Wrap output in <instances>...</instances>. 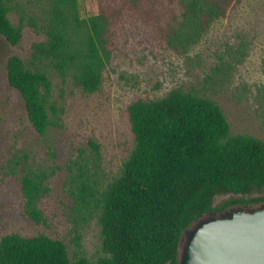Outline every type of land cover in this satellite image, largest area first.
<instances>
[{"label":"rangeland","instance_id":"1","mask_svg":"<svg viewBox=\"0 0 264 264\" xmlns=\"http://www.w3.org/2000/svg\"><path fill=\"white\" fill-rule=\"evenodd\" d=\"M210 1L215 13L203 16L199 35L174 47L168 40L178 27L179 0H78L83 17L101 14L112 22L110 62L99 90L87 93L51 59L33 57L53 0H15L10 18L16 25L25 18L23 38L12 45L0 33V238L44 233L63 240L71 258L104 255L98 212L91 191L82 187L101 189L120 173L135 146L127 107L137 98L156 99L183 86L215 99L233 133L264 140V0ZM14 54L50 73L57 114L44 134L31 125L21 93L8 82L7 61ZM30 171L48 174L45 222L24 210L21 182ZM252 197L264 198V186L220 193L214 205ZM186 244L185 238L181 255Z\"/></svg>","mask_w":264,"mask_h":264},{"label":"trees","instance_id":"2","mask_svg":"<svg viewBox=\"0 0 264 264\" xmlns=\"http://www.w3.org/2000/svg\"><path fill=\"white\" fill-rule=\"evenodd\" d=\"M179 5L178 27L168 40L174 47L177 40L195 39L203 16L215 13L210 0H179ZM15 9V0H0V33L19 45L26 23L22 15L19 24L12 22ZM44 20V39L33 45V57L40 53L51 59L84 92L98 91L112 56L110 17H83L78 0H53ZM7 74L25 101L29 122L44 134L57 114L48 69L14 54ZM127 111L135 146L120 173L101 189L82 187L91 191L98 212L104 255L71 258L61 239L9 233L0 238V264H180L184 230L198 217L264 200L231 198L214 205L220 193L264 186V140L233 133L215 99L178 86L163 97L137 98ZM47 179L44 171H30L21 182L24 210L36 223L45 222Z\"/></svg>","mask_w":264,"mask_h":264},{"label":"water","instance_id":"3","mask_svg":"<svg viewBox=\"0 0 264 264\" xmlns=\"http://www.w3.org/2000/svg\"><path fill=\"white\" fill-rule=\"evenodd\" d=\"M185 238L180 264H264V203L204 214L184 230Z\"/></svg>","mask_w":264,"mask_h":264}]
</instances>
